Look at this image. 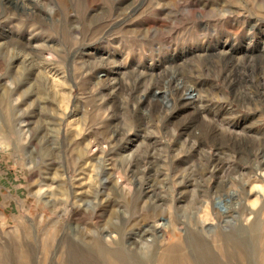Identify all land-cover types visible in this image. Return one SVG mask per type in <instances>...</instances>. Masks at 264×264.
Returning a JSON list of instances; mask_svg holds the SVG:
<instances>
[{
  "label": "rangeland",
  "instance_id": "1",
  "mask_svg": "<svg viewBox=\"0 0 264 264\" xmlns=\"http://www.w3.org/2000/svg\"><path fill=\"white\" fill-rule=\"evenodd\" d=\"M262 137L264 0H0V264L97 257L106 233L133 250L171 215L191 264H264V207L237 212ZM137 154L162 199L119 221Z\"/></svg>",
  "mask_w": 264,
  "mask_h": 264
},
{
  "label": "bare ground",
  "instance_id": "2",
  "mask_svg": "<svg viewBox=\"0 0 264 264\" xmlns=\"http://www.w3.org/2000/svg\"><path fill=\"white\" fill-rule=\"evenodd\" d=\"M240 1H244V0H240ZM175 94H177V93H175ZM179 96H182V95L179 94ZM192 96H190V97L187 96L188 97L187 102L194 104V106H193L194 109H193L192 113H194V115L197 118H199L205 112L204 111L205 109L201 110V108L199 106H197L196 99H194ZM187 97L184 96L183 98H187ZM207 124L208 123H206V126H207ZM214 125H216V124H214ZM210 129H211L212 133H215V134L218 133L219 137H220V135H223L222 132H219V130L216 129L215 126H212ZM234 135L230 136V138L233 137ZM219 137H216V138H219ZM222 137H224V136H222ZM262 138L263 139H261V140L259 139V141L256 143L257 148L256 147L255 148H256V154L260 155L262 158H264V137H262ZM202 143H201V145H203ZM139 157H140V154H137L136 156L132 157V160H131V167L132 168L130 171H131L132 178H133V181H132L133 184L129 188V192H128L129 197L125 203L126 207H125V209L116 208L115 211H113V215L116 218H118L119 221L125 220L124 218L127 216L126 215L127 210L130 212V210L134 206H137L139 202L146 203L149 201H150V204L152 206V210L154 211L152 214V218H154V216H156V212H155L156 211V202L159 201L160 199H162V198L158 197L157 189L155 187H153L152 184L144 185L145 183H143L144 180L142 179L144 177L141 178V175H139V173L141 171L138 170L139 165H140L139 164V162H140ZM143 157H145V156H143ZM214 161H215V159H214ZM207 165H211V160L207 161ZM120 166H121V171L125 172L126 167L124 166V164L121 163ZM107 170H109V169H107ZM119 174H122V173H119ZM111 176H113V174L107 173V177L101 183L103 184L106 181V179L108 180ZM123 176H124V174H123ZM115 184L118 185V181H116ZM239 190H240L239 195H240V197L242 196L241 198H242L243 203L242 204L239 203V206L237 208L238 213L241 212L244 215H246V214H254L255 215L256 213L260 212L263 209V207H264V190H259L258 188L253 186L252 183H249V180L241 183ZM91 193L95 197L93 199L97 200V195L99 193L97 191V189L93 190ZM250 195L255 197L254 202H251V200H249ZM72 196H73L72 201H74L75 194L73 192H72ZM90 199H92V198H90ZM94 202L95 201L84 200V205L87 209L90 208L92 210V209H94V206H96L94 204ZM82 208H83V206H82ZM256 216H257V214H256ZM184 222H183V220H181L176 215H171L170 221L168 224H165L161 221H155V223L153 225V230L156 231V229L159 228L161 234L158 237L152 238L150 243H146L143 246H138L136 244L133 250H129L128 244L126 245V241H125L123 235L122 236L120 235L117 240L115 239L116 241H115L114 246H108V245H111L110 244L111 242L108 245H106L107 242L104 243V241H113V239L111 240V238L105 237V235L109 236L108 233L101 234L99 238L90 240V243H91L92 247L94 248V251L96 252L97 257H94L89 253H86V254H83V253L71 254L70 253L69 254V263L70 264H191L189 259L183 254V252L181 250V246H180L181 244L178 241L175 242V240H174L175 238L179 237L178 231L180 230L181 227H183L186 224ZM202 222H203V217H201V216H198V217L196 216V217H193L191 219V223L196 225V226H197V224L202 223ZM111 227L113 230L116 231V226L114 224H112ZM95 234H97V233L95 232ZM201 240H202L201 238L197 237L195 240V243L197 244V247H199V250L201 251V253H203V250H202L203 246H202ZM166 241L167 242L169 241V242L166 245H162V244H165ZM113 243L114 242H112V245H113ZM158 248H160L161 251L157 252ZM203 259H204V262L206 264H216L215 260L213 258H211V256L208 254H204ZM2 260L3 259L0 256V262H2Z\"/></svg>",
  "mask_w": 264,
  "mask_h": 264
}]
</instances>
